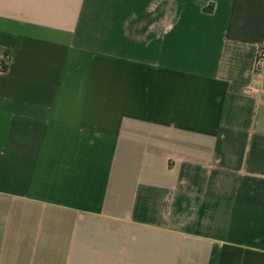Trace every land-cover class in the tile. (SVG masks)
<instances>
[{
  "label": "crops",
  "instance_id": "obj_1",
  "mask_svg": "<svg viewBox=\"0 0 264 264\" xmlns=\"http://www.w3.org/2000/svg\"><path fill=\"white\" fill-rule=\"evenodd\" d=\"M264 0H0V264H264Z\"/></svg>",
  "mask_w": 264,
  "mask_h": 264
},
{
  "label": "built area",
  "instance_id": "obj_2",
  "mask_svg": "<svg viewBox=\"0 0 264 264\" xmlns=\"http://www.w3.org/2000/svg\"><path fill=\"white\" fill-rule=\"evenodd\" d=\"M263 63H264V49L259 48L257 53H256L255 59H254L255 71H258L261 68V66L263 65ZM3 67H4V63L0 62V68H3Z\"/></svg>",
  "mask_w": 264,
  "mask_h": 264
}]
</instances>
